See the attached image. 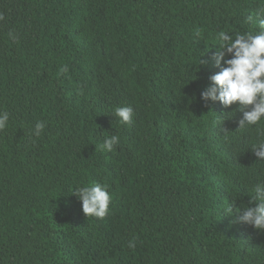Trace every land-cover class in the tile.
<instances>
[{"label": "trees", "instance_id": "1", "mask_svg": "<svg viewBox=\"0 0 264 264\" xmlns=\"http://www.w3.org/2000/svg\"><path fill=\"white\" fill-rule=\"evenodd\" d=\"M262 7L0 0V264H264V232L232 222L264 183V120L239 129L238 105L199 99L225 66L218 34H258ZM94 184L102 219L72 194Z\"/></svg>", "mask_w": 264, "mask_h": 264}, {"label": "clouds", "instance_id": "2", "mask_svg": "<svg viewBox=\"0 0 264 264\" xmlns=\"http://www.w3.org/2000/svg\"><path fill=\"white\" fill-rule=\"evenodd\" d=\"M257 15H264V7L258 10ZM251 22L253 18L248 17ZM258 34H237L235 38L225 32L218 34L219 49L215 54L217 67L221 62L225 65L219 72L210 77V85L199 94V99L218 101L224 108L236 104L242 118L238 121V128L244 129L259 126L264 120V20L259 22ZM206 64L207 60H200ZM131 107H118L115 116L120 123L128 124L132 120ZM9 121L7 112H0V131H3ZM45 128L44 122H37L31 135L39 137ZM258 135L264 136V130L258 128ZM119 144V137H106L102 149L112 151ZM257 161H264V139L258 140L251 148ZM245 207H239L233 218L234 224L251 226L253 229L264 232V183H257L252 189ZM81 202L82 212L86 217L104 218L109 213L111 194L106 186L94 184L81 186L72 192ZM237 209V208H236ZM227 215H233V207L229 205L224 210ZM135 247L134 241L128 242V248Z\"/></svg>", "mask_w": 264, "mask_h": 264}]
</instances>
